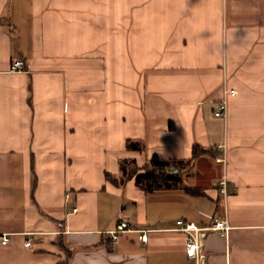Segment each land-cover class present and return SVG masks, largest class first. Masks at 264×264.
<instances>
[{
	"label": "crops",
	"instance_id": "0c3cea01",
	"mask_svg": "<svg viewBox=\"0 0 264 264\" xmlns=\"http://www.w3.org/2000/svg\"><path fill=\"white\" fill-rule=\"evenodd\" d=\"M155 154L179 186L120 183ZM178 219L264 264V0H0V264H195Z\"/></svg>",
	"mask_w": 264,
	"mask_h": 264
},
{
	"label": "trees",
	"instance_id": "16d2710c",
	"mask_svg": "<svg viewBox=\"0 0 264 264\" xmlns=\"http://www.w3.org/2000/svg\"><path fill=\"white\" fill-rule=\"evenodd\" d=\"M129 148L141 150L143 145L138 140H127ZM207 151L206 148H202L200 145H194L192 152V159L199 157L203 152ZM216 156V155H215ZM190 161V160H189ZM188 161V162H189ZM180 163L184 161H175L169 159H162L158 155H153L149 161L141 168L137 166V162L133 158H124L120 160L121 176L119 178L120 183L126 182L129 178L134 177L136 184L146 192H152L157 189L177 187L181 184V176L178 172L169 171V168H180ZM181 169V168H180ZM181 173V171H180ZM106 177L109 180L116 181L118 178L106 173ZM188 190L194 194L202 193L200 187H188ZM70 256L64 262H57L56 264H68Z\"/></svg>",
	"mask_w": 264,
	"mask_h": 264
},
{
	"label": "built area",
	"instance_id": "2783aa9c",
	"mask_svg": "<svg viewBox=\"0 0 264 264\" xmlns=\"http://www.w3.org/2000/svg\"><path fill=\"white\" fill-rule=\"evenodd\" d=\"M11 71H20L24 69V60L17 59L15 60L11 67ZM237 94V90L235 88L228 87L227 83L225 84V96L224 98L217 104L216 109L214 111L216 116L226 117L228 111V100L232 95ZM225 159V156H224ZM130 223L122 219L118 223V227L115 230L111 231V237L113 240L117 239V234L119 231H126L129 229ZM230 228V224L227 219H214L211 224L200 226L192 221H187L184 219L177 220L176 229L183 231L186 233V252L188 256L195 260V264H207V256L204 253V240L209 231H219L224 233L228 231ZM2 242L4 244L7 243L8 237L6 234H2ZM141 239L146 241V235H142ZM33 243V237L26 239L25 245L29 246Z\"/></svg>",
	"mask_w": 264,
	"mask_h": 264
},
{
	"label": "water",
	"instance_id": "95a60500",
	"mask_svg": "<svg viewBox=\"0 0 264 264\" xmlns=\"http://www.w3.org/2000/svg\"><path fill=\"white\" fill-rule=\"evenodd\" d=\"M169 171H178L177 168H169Z\"/></svg>",
	"mask_w": 264,
	"mask_h": 264
}]
</instances>
